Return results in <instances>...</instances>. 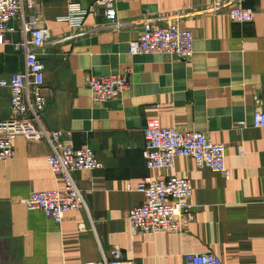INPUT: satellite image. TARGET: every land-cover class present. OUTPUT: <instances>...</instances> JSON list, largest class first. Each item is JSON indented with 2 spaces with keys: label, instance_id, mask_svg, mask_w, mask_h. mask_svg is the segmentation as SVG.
Here are the masks:
<instances>
[{
  "label": "crops",
  "instance_id": "obj_1",
  "mask_svg": "<svg viewBox=\"0 0 264 264\" xmlns=\"http://www.w3.org/2000/svg\"><path fill=\"white\" fill-rule=\"evenodd\" d=\"M32 1L24 16L49 30L39 54L42 124L73 148L89 147L101 167L73 172L87 207L57 224L19 201L63 187L47 162L50 146L17 137L12 157L0 160V264H90L111 259L115 247L130 264H185V253L209 250L224 264H264V127L251 122L256 98L264 109V0L239 1L255 10L250 22L232 21L227 5L213 10L212 0H113L118 29L105 25L97 0H73L87 12L74 29L62 19L68 0ZM171 15L191 31L192 57L128 52L143 19L163 24ZM9 26L5 38L19 41L20 17ZM23 65L21 50L0 43V79ZM126 70L130 93L94 103L87 80ZM13 117L9 90L0 87V120ZM151 118L224 144L229 175L184 156L148 169L143 127ZM170 175L191 181L193 218L182 232L131 234L127 213L144 200L134 187L146 176Z\"/></svg>",
  "mask_w": 264,
  "mask_h": 264
},
{
  "label": "built area",
  "instance_id": "obj_2",
  "mask_svg": "<svg viewBox=\"0 0 264 264\" xmlns=\"http://www.w3.org/2000/svg\"><path fill=\"white\" fill-rule=\"evenodd\" d=\"M240 0H212L217 10L228 6V14L234 22H250L255 10L244 7ZM113 0H97L96 5L104 8L107 27L118 29L123 24L116 16ZM33 6L32 0H0V43L11 44L21 50L24 57L23 68L0 79V87L8 88L13 118L0 120V160L12 157L14 141L21 136L28 141L44 139L51 152L47 162L53 175L63 182V187L32 192L19 201L28 208L39 209L47 217L60 224L67 211L86 208L73 172L76 170H96L101 163L89 147L73 148L61 140L58 131L48 130L42 124V113L46 98L42 94L44 65L39 58L43 47L49 43V30L46 25L38 27L35 17L27 19L24 9ZM86 11L73 0H68V13L62 17L72 29L79 27ZM20 17L22 37L11 42L5 32L11 30L9 23ZM176 15L158 24L155 18H145L139 35L129 41L130 54H175L181 59L192 57L194 39L189 29L180 27ZM94 103L127 95L131 91L128 71L116 74L91 76L87 80ZM251 122L254 127H264V109L258 98L255 101ZM143 158L148 169L172 167L176 157H192L198 168H210L228 176L225 161V145L215 143L204 133L196 130H180L177 127H163L158 119H147L143 127ZM132 187L128 184L127 189ZM140 192L143 202L127 213L130 233L141 235L156 231H184L185 224L193 218L190 205L192 184L186 178L170 175L165 179L150 176L142 178L134 187ZM264 206V197L261 200ZM112 258L102 257L90 264H130L119 248L111 250ZM185 264H224L213 251L185 253Z\"/></svg>",
  "mask_w": 264,
  "mask_h": 264
}]
</instances>
